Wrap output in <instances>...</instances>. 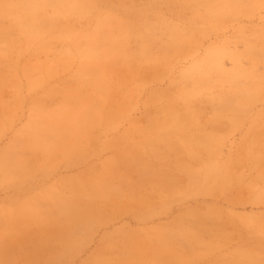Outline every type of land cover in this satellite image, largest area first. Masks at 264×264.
I'll use <instances>...</instances> for the list:
<instances>
[{
    "label": "rangeland",
    "instance_id": "obj_1",
    "mask_svg": "<svg viewBox=\"0 0 264 264\" xmlns=\"http://www.w3.org/2000/svg\"><path fill=\"white\" fill-rule=\"evenodd\" d=\"M92 2L56 17L50 46L0 51V264H264V0ZM138 10L157 23L153 55L132 40L85 54L104 12ZM211 53L224 73L201 70ZM85 63L109 82L79 76Z\"/></svg>",
    "mask_w": 264,
    "mask_h": 264
},
{
    "label": "bare ground",
    "instance_id": "obj_2",
    "mask_svg": "<svg viewBox=\"0 0 264 264\" xmlns=\"http://www.w3.org/2000/svg\"><path fill=\"white\" fill-rule=\"evenodd\" d=\"M175 1V0H170ZM180 2L183 6H202L206 0H176ZM2 3V0H0ZM0 3V14L2 15H11L12 25L17 32V36L14 39L8 32L0 31V40L4 41L6 47L0 46V51L3 52V55H8L10 49L14 47L15 44H18L20 40H33L39 44L38 49H43L51 45L57 37L51 38L50 41H43V36L45 34H50L54 31L56 27L55 19L60 14L71 13L75 9L79 13H84V11L92 8L95 4L92 0H9L6 4ZM78 7L76 8V5ZM149 8V7H148ZM148 12L146 10H138L134 13H131L127 18L121 19L112 11H106L101 15V19L97 21L96 28H94L88 37H86L87 48L85 54L88 56H97L96 47L104 49L103 55L108 56L109 54H128L130 52L125 50V47L128 46V43L132 40L138 44V52L144 53L145 56L153 55L151 52H148L142 45H145V41L148 39L154 40L151 36V32L156 29L157 23L154 20L148 19ZM117 16V17H116ZM119 19V20H118ZM160 20V19H158ZM163 21V20H161ZM61 39L63 41H70L71 43H76V36L71 33L69 30H61ZM101 41H105L106 44H100ZM3 48V49H2ZM101 55V54H100ZM6 58V57H5ZM7 60V59H6ZM214 64L216 69L220 73H224L223 70L219 67V60L217 54L211 53L205 60V63H202L201 70H204V73H208L207 63ZM10 67H12V62L9 61ZM30 71L32 69H26ZM83 73L89 74L91 80L89 82H109L105 70L100 67L98 70L96 68H91L89 64L85 63L80 65L78 75L81 76ZM241 72L234 71L230 75L232 78H236ZM227 75V76H228ZM0 82H4V78L0 76ZM224 98V96H221ZM168 110H174L172 106L167 108ZM94 113H98L96 109L91 110ZM41 120H36L33 122L32 126L27 127L29 132H36L42 127ZM72 142V141H71ZM9 159L8 153H5L0 158V163L7 162ZM219 176V175H218ZM33 198L28 204H23L22 208L30 210L34 209L37 206L38 200ZM86 216H83L82 219H85ZM194 224V223H193ZM195 225H205V221L199 223L195 222ZM194 226V225H193ZM187 227L181 229V233L190 237H193V241L199 243L201 241L202 235H198L194 231L190 230ZM65 237V236H64ZM66 244L59 245L57 249L58 255H61L66 252L68 245L73 243V240L70 238H65ZM101 253H96L92 256V264H103L100 259Z\"/></svg>",
    "mask_w": 264,
    "mask_h": 264
}]
</instances>
